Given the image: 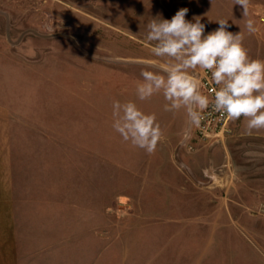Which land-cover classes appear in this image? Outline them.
<instances>
[{
	"label": "crops",
	"instance_id": "1",
	"mask_svg": "<svg viewBox=\"0 0 264 264\" xmlns=\"http://www.w3.org/2000/svg\"><path fill=\"white\" fill-rule=\"evenodd\" d=\"M118 8L157 19L163 13L169 20L187 8L185 19L199 17L205 35L219 27L216 21L227 20L228 31L243 35L250 57L264 60V0H250L247 16L234 0H120ZM249 19L253 33L246 29ZM8 29L0 33V264H264V248L251 241L264 229L235 226L239 220H264V165L258 157L245 160L244 168L233 165L230 140L185 158L181 142L191 124L184 109L165 111L162 93L144 101L136 95L141 71L164 66L151 49L103 39L102 50L118 62L116 68L88 69L85 93L83 74L71 68L68 83H55L57 96L67 98L32 100L27 49L10 48ZM58 47L78 60L70 47ZM202 71L195 70L196 78ZM114 101H132L156 115L164 139L153 154L114 130ZM234 122L236 138L264 139V129L248 134L243 118ZM160 156L167 162L158 165ZM46 157H69L60 165L69 177L47 183ZM94 157H102L96 170L102 175L96 177ZM100 176L107 182L117 177L121 190L111 192ZM237 182L245 184V196L235 195ZM175 204L199 212L176 218ZM123 205L130 208L125 216L119 214ZM223 236L242 243L223 244ZM238 253L243 259H235Z\"/></svg>",
	"mask_w": 264,
	"mask_h": 264
},
{
	"label": "rangeland",
	"instance_id": "2",
	"mask_svg": "<svg viewBox=\"0 0 264 264\" xmlns=\"http://www.w3.org/2000/svg\"><path fill=\"white\" fill-rule=\"evenodd\" d=\"M120 0H0V33L5 32L8 26L10 29L9 45L14 52L19 51V47L24 44L27 49L26 60L30 65V99L53 100L55 98H67L65 95L57 96L55 91V83L59 79L67 80L71 78L69 71L71 68H77L83 74L81 82H86L84 73L92 67L111 66L117 67L118 62L105 51L102 50L103 39H120L126 42V48L129 45L136 46L149 51L153 42L147 40V24L152 19L151 13H136L131 8L120 10L118 3ZM163 13H158V19H167ZM70 47L78 60L70 57L63 48H59V44ZM58 44V45H57ZM116 49V46H115ZM29 53V55H28ZM198 79V78H197ZM64 81V80H63ZM87 86L82 85V92L85 93ZM85 97V96H83ZM234 120L231 122L232 133L227 136L226 141H235L234 146L229 153L233 165L244 168L246 162L252 157H258L261 160L260 165H264V139L243 140L236 138L234 135ZM189 130L186 131L181 142V147L188 154L185 158H191L195 152L201 149H213L210 144L200 141V139ZM190 143V144H188ZM188 144V145H187ZM196 144V145H195ZM219 146V145H217ZM133 157H126V159ZM47 183L51 179L69 177V170H64L61 166L63 163L69 162V157H46ZM102 157H94L95 177L101 173L97 172L99 162ZM189 160V159H188ZM190 162H194L189 160ZM165 156L157 158L156 163H166ZM217 170L209 172L206 179L207 184L212 180L211 175L216 174ZM240 173V172H239ZM111 174V173H110ZM220 174V173H218ZM243 175V171L241 173ZM156 178L159 175H155ZM103 181L104 187L111 192L119 191L117 189V177L114 182H107L102 177H97ZM127 179V178H126ZM243 179V178H241ZM115 186V188H114ZM235 195L245 196L247 189L243 182L235 184ZM134 193L130 192L129 194ZM178 206H181L178 205ZM256 205H250V211L259 214ZM259 206V205H258ZM161 208V205H158ZM129 209L126 205L119 207V214L122 212L127 215ZM164 210V209H163ZM174 217H186L190 219L199 212L196 208L177 207L173 205ZM157 212L162 211L156 209ZM249 211V212H250ZM251 212V213H252ZM115 223H118L117 221ZM189 224V223H188ZM117 225V224H116ZM249 229H256L261 232L264 229V220H239V224L235 225ZM181 226L174 225V228ZM252 242L258 247L264 248V235L253 236ZM223 244L239 245L242 243L239 239L233 238L231 241L227 236H223ZM230 243V244H231ZM227 256H229L227 254ZM227 258V257H225ZM242 258V253H238L236 260ZM243 259V258H242ZM256 260V258H253Z\"/></svg>",
	"mask_w": 264,
	"mask_h": 264
},
{
	"label": "clouds",
	"instance_id": "3",
	"mask_svg": "<svg viewBox=\"0 0 264 264\" xmlns=\"http://www.w3.org/2000/svg\"><path fill=\"white\" fill-rule=\"evenodd\" d=\"M248 15L250 0H234ZM187 8L179 9L169 19L152 18L147 24V40L153 42L151 53L164 61V66L147 65L136 87L141 101L162 93L167 103L164 110L184 109L191 125L199 127L202 113L213 110L232 120L246 121V132L264 129V60L253 59L243 44V35L228 31L227 20L216 21L219 27L205 35L199 17L186 20ZM249 33L256 31L254 22H246ZM196 69L210 72L216 86L212 99L203 94ZM113 128L126 142L153 154L164 133L155 114L143 112L135 102H113Z\"/></svg>",
	"mask_w": 264,
	"mask_h": 264
},
{
	"label": "built area",
	"instance_id": "4",
	"mask_svg": "<svg viewBox=\"0 0 264 264\" xmlns=\"http://www.w3.org/2000/svg\"><path fill=\"white\" fill-rule=\"evenodd\" d=\"M261 21L264 22V19H261ZM210 76V72H205L203 70L198 79L202 85L201 91L203 94L209 96V99L211 100L213 89L216 86L211 81ZM202 115L203 119L201 120L199 127L191 125L189 132L194 133L200 141L210 144V147L224 143L227 136L232 133L230 125L233 120L222 113L214 111L211 105L204 110ZM192 133H190V135Z\"/></svg>",
	"mask_w": 264,
	"mask_h": 264
}]
</instances>
